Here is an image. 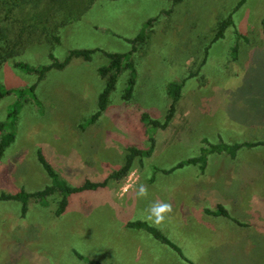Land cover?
Returning a JSON list of instances; mask_svg holds the SVG:
<instances>
[{"label":"rangeland","instance_id":"rangeland-1","mask_svg":"<svg viewBox=\"0 0 264 264\" xmlns=\"http://www.w3.org/2000/svg\"><path fill=\"white\" fill-rule=\"evenodd\" d=\"M130 1L93 0L80 20L59 30L58 45H32L0 68V84L5 89L28 88L36 83V75L15 68L12 65L14 61L40 67L51 63L49 54L63 61L71 50L126 53L131 49L127 40L135 38L142 29L138 27L135 31L137 26L132 25L133 18L148 21L153 14L148 13L147 4L158 13L152 17L156 20L149 28L145 43L132 57L136 70L132 100L125 102L121 98L129 75L125 70L109 96L112 106L109 104L108 107H112L111 110H107L95 124L89 123L91 114L97 110L95 95L105 85V80L97 75L96 70L108 64V59L100 52L93 53L91 61L86 64L78 58L73 59L74 63L68 70H50L37 84L35 99L25 96L15 125L13 147H25L26 159L6 154L1 160L0 193L33 192L46 186L42 183L43 175L46 180L49 178L37 161L38 149L47 156L59 178L73 187L86 178L103 180L122 166L125 149L135 147L145 150L150 146L149 137L155 140L151 156L141 161L136 158L128 172H137L140 179L143 175L152 178L154 167L169 168L199 156L201 148L206 147L203 141L211 144L264 142V129L260 127L264 123V33L261 26L264 0H245L238 9L235 6L239 0H183L173 7L169 0H133L136 1L134 7L126 5ZM157 4L159 7L164 5L165 10L171 7V13L160 14L161 10L155 7ZM7 8L1 12L5 17L3 24L15 19ZM230 13L233 25L225 30L222 39L213 42L217 23ZM118 24L129 30L134 27L136 35H123L117 29ZM234 46L238 48L235 56L231 52ZM190 56H194V62L186 68L184 61ZM205 58L207 66L203 69L200 67ZM192 72L199 74L185 81L174 114L165 129H153L144 122L143 113L164 122L171 103L167 94L168 84L180 83ZM92 89L95 94L91 93ZM16 99L11 94L0 100V121L5 120L7 108ZM54 137L58 140L54 141ZM50 144L65 154L67 158L64 162L76 165H55V160L48 157L46 146ZM237 155L235 162L226 154L209 155L206 175H233L236 173L234 170H240L243 176H253L264 187V146L243 148ZM251 158L254 161L249 160ZM247 159L248 163L242 162ZM189 172H192V167H184L175 173ZM126 176L117 182L110 181V190L107 187L72 195L66 210L73 211L78 207L80 213L78 217L74 216V212L69 213L65 221H76L74 218H78L83 236L89 234L87 224H91L90 218H97L99 212L95 211L92 217L90 213L98 202L104 200L105 193L102 191H112L118 204H123L124 196L121 198L117 193ZM28 179L36 181L28 185ZM243 181H231L233 187L228 196L241 199L238 190ZM254 191L259 194V190ZM247 194L245 190L240 213L232 207L229 210L238 222L256 227L258 222H264V202L258 198L259 208L254 204L251 206L250 202H246ZM250 196L255 202V196ZM46 202L48 207H57L58 197H49ZM19 205L14 201L0 202V223L14 221L15 211H19L15 207ZM255 227L243 229V241L216 248L212 256L215 257V264H264V232ZM46 232L51 235L54 229ZM71 233L73 230L68 229L67 236H61L58 231L55 236L59 239L54 247L71 243V248L82 256H90L81 242L74 241Z\"/></svg>","mask_w":264,"mask_h":264},{"label":"crops","instance_id":"crops-1","mask_svg":"<svg viewBox=\"0 0 264 264\" xmlns=\"http://www.w3.org/2000/svg\"><path fill=\"white\" fill-rule=\"evenodd\" d=\"M135 3L136 1L132 0L126 5L134 7ZM139 5L141 4L139 3ZM147 5L145 7H147L148 13L153 14V16L158 15L153 8ZM155 7L161 10L160 14L166 11L162 4L161 7L158 4ZM171 7H173L172 4ZM171 7L167 8V10ZM152 17L149 16L148 18L150 20L155 18ZM146 22L147 20L142 21L139 17L133 18L132 25L134 27L137 26L135 30L137 31L138 27L139 29L143 28L142 24L145 25ZM124 23L126 24L127 22ZM134 27H132V30H129L124 25L118 24L117 29L123 35L130 33V36H133L136 35V33H133ZM205 59L200 68L204 69L207 66V58ZM184 62L186 68H190V63L194 62V56L187 57ZM73 63L72 59L63 70L71 68V64ZM86 63L88 61H84L83 64ZM198 74L187 77L185 81L194 79ZM201 79L204 78L201 77ZM94 91L92 89L91 93L95 94ZM97 96L95 95L96 102ZM109 104L112 106V103ZM111 108L108 107L101 117L107 110H111ZM260 127L263 130L264 123ZM56 140L58 139L54 137V141ZM256 141L258 142V140ZM14 143L15 140L6 149L2 159L5 158L6 154L16 159H26L25 147H13ZM46 147L48 157L55 160V165H76L73 162H71L72 164L64 162L67 158L65 154L59 149L53 148L51 144ZM44 156L52 167L53 165L47 156L45 154ZM237 156L233 159L229 158L232 162H235ZM249 160L254 161L252 158ZM249 160H242V162L248 163ZM79 165L81 164L79 163ZM184 167H192V172L175 173L176 171H174L168 175L160 173L153 178V181H151L150 176L143 175L142 179L139 178L137 187L139 184H144L148 188V196L146 198L137 199L135 193L130 191L124 196L123 204L120 205L116 201L112 191L109 193L102 191L105 193L103 195L104 200L98 202L96 208H93L90 213V217H92L95 211L99 212V218H90L91 224H87L90 233L85 236L82 233L83 229H79L78 218H74L76 221H65L69 213L72 214L74 212V216L78 217L80 213L78 207L73 211L66 210L67 212L65 211L59 216L55 215L57 207H48L35 201L29 203L25 216H21L20 205V207H15V210H19L15 211V220L0 223V264H68L70 255L74 257L69 258V264H88L75 255V252L80 255L81 253L72 249L71 243L69 245L63 244L62 247L58 248L54 247V244L59 239L55 236L56 233L60 231L61 236H67L66 231L68 229L73 230L71 235L74 241L81 242L85 246L84 250L90 254L89 258L83 257L100 264H215V257L212 258V256L216 248H220L221 246L226 247V245L232 246L243 241L245 239L243 229L255 227L243 222H241V225L236 223L231 215L232 210L230 212L229 207L240 213L242 211V207L240 210L241 199L244 200L243 192L246 190L248 191L247 197H245L246 202H250L251 206L254 204L259 208L257 199L259 198L264 202V187L253 176H243L240 170H234L236 173H232L233 175L218 173L219 175L214 174L210 176L206 175V167L202 172L198 164ZM184 167L178 170L180 171ZM236 179H244L243 184L238 190V194L241 196L239 200H236L237 198L232 195L228 196V192L233 187L231 181L234 182ZM35 181V179H28L27 183L30 185ZM42 183L49 185L50 179L46 180L43 175ZM109 185L110 183L107 185L108 189ZM254 190H259V194ZM250 195L255 196V202L252 199L253 196L251 197ZM155 201L170 202L173 206L170 217L162 225H155L147 219L146 210ZM217 206H222L231 218L214 215L212 212L217 210ZM243 208L246 209L245 203H243ZM250 210H252V207ZM246 211L248 212V210ZM246 211L243 213H246ZM255 212L257 213L258 211L255 210ZM136 221L145 222L157 229L178 247L181 255L173 248L156 240L145 230L127 227L128 223ZM52 228L54 232L49 235L46 231ZM255 229L264 232V222H258ZM21 231H26L27 233H21ZM69 251L70 255H68Z\"/></svg>","mask_w":264,"mask_h":264},{"label":"trees","instance_id":"trees-1","mask_svg":"<svg viewBox=\"0 0 264 264\" xmlns=\"http://www.w3.org/2000/svg\"><path fill=\"white\" fill-rule=\"evenodd\" d=\"M169 1L172 3V6H175L180 4L183 0ZM92 2L93 0H0V68L5 63L20 56L27 48L32 45L44 44L48 45L49 47L58 45L60 43V38L58 35L59 30L80 20L82 14L92 5ZM244 2L245 0H240L235 6V9H238L240 6H242ZM5 7H8L7 11L11 12V17L15 19L3 24L5 17L1 15V12ZM170 13L171 9L164 11L162 14L168 15ZM155 20L156 18L148 20L135 38L127 40V42L131 44V49L126 53H108L102 50H71L63 61H58L54 59L51 54H49L48 57L50 58L51 63L49 65H43L40 67H33L27 63L14 61L12 65L15 68H18L26 73L35 74L37 78L35 84H32L28 88L24 89H5L0 84V100L3 97L9 96L11 94H14L17 98L7 108L5 120L0 121V161L6 149L15 140V125L21 103L25 99V96L30 95L35 99L36 86L45 78L46 74L52 69L63 70L74 58H81L84 61L90 62L93 53L100 52L108 59V64L106 66H102L97 69V75L101 79L105 80V85L97 96V110L90 118L89 123H94L97 121L105 112L110 103L109 96L114 91L119 76L125 70H128L129 75L127 77L126 87L123 90L121 98L125 102L131 101L135 88L136 76V70L132 62V57L145 43L149 28L152 26ZM231 25H233L232 13H230L227 18L217 23L213 42L218 39H222L225 30ZM261 26L264 33V17L261 20ZM237 49V46H234L232 49L231 52L233 56L236 55ZM203 62H205V59ZM195 75V73H190L188 77ZM185 80L186 78L180 83L168 84L167 94L171 99V103L164 122L152 119L148 114L145 113L142 114V120L147 122V124L153 129H165L174 114V108L180 99L181 89L184 86ZM149 142L150 146L145 150L135 147H128L125 149L124 162L122 166L110 173L105 179L101 181H94L86 178L80 185L73 187L69 186L64 180L59 178L58 174L51 167L43 152L38 149L36 153L37 161L50 179V184L46 185L41 190L33 192H26L25 190H20L16 193L1 192L0 202L14 201L20 203L21 216H25L28 210V205L31 201L38 202L42 205H47L46 200L49 197L56 196L58 197V202L55 215L59 216L66 211L69 205V199L72 195L85 191L104 189L107 187L110 181H119L125 177L130 171L136 158L141 161L144 158L150 157L155 146V140L152 137H149ZM203 142L206 144V147L201 148L199 156L180 161L169 168L154 167L151 181H153V177L156 173L168 175L187 165L198 164L201 167V171L203 172L206 167L207 158L209 155L226 154L233 159L236 157L239 150L243 148L250 149L264 145V142L248 141L233 144H227L225 142H219L217 144H211L206 141ZM212 213L214 215H221L231 218L229 213L222 206H217V210ZM234 221L241 225V223L237 220ZM127 227L145 230L156 240L168 245L181 255L176 245H174L157 229L148 225L147 223L141 221L130 222L127 224ZM75 255L80 260L85 261L88 264H100L98 262L88 260L76 252Z\"/></svg>","mask_w":264,"mask_h":264},{"label":"clouds","instance_id":"clouds-1","mask_svg":"<svg viewBox=\"0 0 264 264\" xmlns=\"http://www.w3.org/2000/svg\"><path fill=\"white\" fill-rule=\"evenodd\" d=\"M139 181V176L137 172H130L121 186L118 196L121 198L127 195L130 191L135 193L137 199L146 198L148 196V188L144 184L137 183ZM173 211V206L170 202L165 201H155L146 210L147 219L153 222L155 225H162L170 217V214Z\"/></svg>","mask_w":264,"mask_h":264}]
</instances>
